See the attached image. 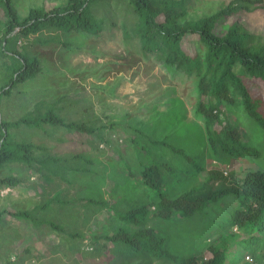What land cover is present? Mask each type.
Returning a JSON list of instances; mask_svg holds the SVG:
<instances>
[{"label": "rangeland", "instance_id": "1", "mask_svg": "<svg viewBox=\"0 0 264 264\" xmlns=\"http://www.w3.org/2000/svg\"><path fill=\"white\" fill-rule=\"evenodd\" d=\"M65 1L12 0L21 17L31 7L49 8ZM234 1L184 0L186 18L213 14ZM125 8V2L115 0L98 8V15L105 13L117 23L98 34L63 33L47 28L18 42L28 56L35 57L42 71L31 80L15 84L10 94L0 95L2 120H17L39 103L43 111L53 109L66 122H84L107 129L101 133L97 129L92 135L47 124H44L47 130L25 126L12 130L16 141L44 145L50 155L60 157L62 164L58 169L67 172L64 179L61 174L40 170L35 163L30 167L11 164L12 172L21 182L14 188L0 186V211L5 208L29 210L42 223L35 225L4 216L0 224V264L10 257L16 264H119L128 261L131 249L116 251L111 243L100 248L104 239L93 241L124 225L116 213L125 212L137 203H148L154 196L152 192H144L135 180L139 179L137 149L144 150L141 147L145 134L151 133L168 142V146H158L161 160L173 167L171 174H165L170 194L184 188L186 183L180 180L199 184L208 169L226 172L233 181L248 171H264L260 136L249 130L241 110L236 118L234 113L223 108L225 121L237 127L245 141L250 140L257 146L260 159L238 157L227 164L213 161L209 147H203L204 126L194 109V77L174 71L173 67L167 68L152 54L143 55L136 38L126 43L119 26ZM4 20L0 6V44ZM124 20L130 23L129 19ZM230 27H236L247 45L264 51V0L259 5L227 15L214 30L217 34H225ZM60 40L67 41L68 45ZM184 42L188 52L193 47L201 50L194 35H189ZM12 63V57L2 54L0 47V87L9 85ZM171 147L181 148L182 153L172 152ZM44 154V151H36L39 157ZM77 154L83 158H74ZM194 163L204 164L205 170L193 175ZM89 198L104 201L106 206L89 203ZM46 202H51L49 210L33 211ZM236 206V199L227 196L224 202L208 204L190 219L173 217L166 220L169 222H160L151 215L146 225L158 228L164 245L175 254H195L200 259H209L208 245L216 243L226 248V264H264L261 256L264 233L257 228L264 215L252 224L253 240L243 243L249 231L243 226L234 230L235 225L230 222V213ZM48 221L78 236L57 232L45 223ZM123 227L131 229L133 225ZM133 263L168 264L148 255L136 256Z\"/></svg>", "mask_w": 264, "mask_h": 264}, {"label": "trees", "instance_id": "2", "mask_svg": "<svg viewBox=\"0 0 264 264\" xmlns=\"http://www.w3.org/2000/svg\"><path fill=\"white\" fill-rule=\"evenodd\" d=\"M109 1L112 0H66L64 4L49 8L31 7L27 14L21 17L12 0H0L5 17L1 53L10 55L13 60L10 65L11 81L7 87H0V95L10 94L15 84L31 80L42 71L35 57L28 56L18 46L22 38L47 28H54L63 33L98 34L104 28L117 24L111 16L105 13L98 15L96 12ZM115 1L126 4L125 13L119 21L126 43L136 38L143 55L152 54L167 68L173 67L174 71L194 77L196 93L194 109L204 126L203 147L204 149L206 146L209 147L213 161L227 164L232 158L238 157L259 160L261 152L257 146L250 140L245 141L240 130L233 127L227 119L225 121V111L234 113L237 118L238 111L241 110L248 122L249 130L258 132L259 143L264 150V51L247 45L243 37L237 33L236 27H230L225 34H217L214 29L227 15L259 5L262 0H235L225 9L194 19L186 18L184 0ZM124 18L129 19L130 23ZM189 35L196 36L201 50L193 47L191 52H188L184 41ZM59 42L68 45L67 41ZM44 124L50 127H65L68 131L83 135H92L97 129L100 133L107 129L104 126L95 128L84 122H66L53 109L43 111L39 103L35 104L32 111H28L17 120L5 121L0 118L1 187L14 188L20 184V178L12 172L13 163L26 167L35 163L40 170L61 174L60 176L65 179L64 173L67 171L58 169L62 164L60 157L50 155L44 145L31 141L18 142L11 133L20 126L47 130ZM144 137L143 141L147 147L143 143L141 148L144 150L137 149L139 156L143 158L139 157V179L135 180L144 192H152L154 196L148 203H137L125 212L116 213L124 225H133L131 229L123 227L124 225L118 226L103 236L95 237L93 242L104 239L100 248H105V243H111L116 251L122 248L131 249L130 259L119 264H136L133 263L134 258L141 255H148L168 264H226V248L216 243L208 245L211 252L209 259H200L195 254L172 253L164 245V238L158 228L146 225L148 219L151 215L160 222L171 220L173 217L190 219L202 212L208 204L219 205L224 202L225 197L232 196L236 199L237 206L230 213V222L237 229L238 226L240 229L243 226L244 230L249 231V237L242 239L243 243H247L253 240V236L250 235L252 224L259 216L264 215V171L259 169L248 171L243 177L233 181L223 171L208 169L199 184L191 185L188 184V179L180 180L186 183L184 188L170 194L166 188L165 174L167 176L171 174L173 167L161 160L158 146L161 144L168 146V142L163 138L153 137L151 133L145 134ZM36 151H44L45 154L39 157ZM171 151L182 153L179 147H171ZM78 157L83 158L80 154L74 158ZM193 167L195 171L193 175L205 170L204 164L194 163ZM5 168L7 172H2ZM88 202L106 206V203L99 199L89 198ZM50 204L51 202H46L33 211L49 210ZM4 216L14 220L30 221L35 225L42 223L41 220H36L29 210L16 211L5 208L0 211V224L4 221ZM45 223L57 232H67L52 221ZM257 228L264 233V218L257 223ZM68 235L78 236L71 233ZM262 250L261 256L264 259V247ZM4 264L16 263L10 257Z\"/></svg>", "mask_w": 264, "mask_h": 264}, {"label": "built area", "instance_id": "3", "mask_svg": "<svg viewBox=\"0 0 264 264\" xmlns=\"http://www.w3.org/2000/svg\"><path fill=\"white\" fill-rule=\"evenodd\" d=\"M224 173H226V172H224ZM234 230H237V228L234 226V228H233ZM246 258H249V257H246ZM12 260V259H11Z\"/></svg>", "mask_w": 264, "mask_h": 264}]
</instances>
